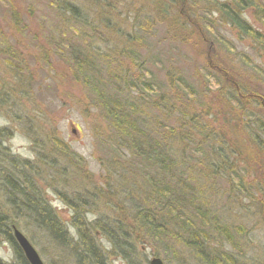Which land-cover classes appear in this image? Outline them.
I'll return each mask as SVG.
<instances>
[{"label": "trees", "instance_id": "16d2710c", "mask_svg": "<svg viewBox=\"0 0 264 264\" xmlns=\"http://www.w3.org/2000/svg\"><path fill=\"white\" fill-rule=\"evenodd\" d=\"M199 3H208V9L191 12L192 19L186 17L187 13L182 8H197L199 5L196 7V0H183L182 5L180 1L159 0L158 7L161 8V14H167L169 8H176L180 16L187 18L182 21L178 19L174 24L181 31L184 23L188 24L187 30L190 26L195 28H191L190 34L198 50L200 43L209 49L212 42L218 39L228 46L227 41L217 32L221 27L228 28L234 37L236 32L239 37L253 39L261 45L258 53L264 57V0H199ZM65 4L76 8L67 1ZM128 4L125 0L118 3L122 8L128 7ZM138 4L142 6L143 3L140 1ZM250 11L256 21L255 25L248 18ZM178 14L176 17H179ZM213 14L217 15L216 18L212 17ZM200 16L203 18L202 24L198 20ZM129 28L133 31L135 26ZM199 30H202L201 34ZM128 38L131 51L135 50V44L138 45L141 39L145 42L140 30H134ZM232 51L233 48L230 49ZM69 53L72 52L69 50ZM93 53V56L102 57L99 52ZM0 54L4 64L9 63L13 71L16 95L30 79L26 74L29 62L24 54L12 52L5 44ZM91 58L76 54L72 58L73 63L67 61L70 70L77 73V76L72 74L71 77L85 87V103L91 105L101 120L106 122V129L99 127L95 131L100 130V137L107 139L109 136L111 139V142L108 141L110 150L103 152L107 163L114 167L119 164L118 157H128L130 160L127 168L150 173L143 183L146 187V203L143 206L136 204L137 215L147 230L151 233L153 231L156 238L162 234L169 235V232L176 236L184 233L191 247L189 250L201 264H258L249 261L238 238V234L256 237V233L253 230L244 231L242 225L235 226L226 221L225 214L220 210L217 212L204 201V194L210 190L216 192V186L209 183L218 179L223 181L225 193L231 198L248 193L245 174L251 169L256 170L255 182L264 194V101L254 92L239 88L237 76L233 73L228 74L219 69L211 70L216 74L207 71V78L204 72L200 80L185 74H174L175 70L169 69L165 71L164 80L158 82L154 75H145L150 70L145 69L142 74L146 63L139 62V58L128 60L130 67L124 70L123 65L118 73H115L114 68H109L106 59L104 64H99L98 60ZM202 59L206 70L208 57ZM262 68L257 66L256 70L262 71ZM31 74L36 80L35 69H32ZM206 79L208 82L204 85ZM11 96L6 84L0 80L1 111L11 105ZM17 117L22 118V115L18 113ZM31 124L33 127L40 125L32 117ZM13 133L8 127L0 126V149L6 147L4 139L12 137ZM46 138L49 150L45 156L41 152H34L35 161L10 158L7 153L0 154V168L5 170L0 191L7 197L6 208L9 212L3 213L6 216L0 215V232L11 242L16 264L29 262L10 228L15 221L14 216L18 224H23L24 218L48 233L57 243H63L70 250L74 248L80 264H92L94 261L106 264L107 259L104 261L102 258L104 251L98 245L96 233L102 231L107 240V236L112 237L110 241L115 246L120 243L130 246L133 245L129 239L132 232L126 237V230H122L125 240L119 241L118 234L111 233L106 226V219L104 222L96 220L95 223L77 220L74 226L79 237L76 242L68 239L67 233L72 226L64 224L45 192L55 193L52 191L55 190L53 182L62 185L67 182L63 172L74 167L76 155L69 144L61 140L58 129L57 132L47 134ZM53 148L60 150L61 155L53 151ZM56 154L59 163L54 161L53 155ZM61 156L63 165L60 162ZM236 166L242 167L240 171H237ZM195 167L199 168V173L194 172ZM113 170L117 172L116 168ZM128 176L133 181L141 182L135 180L132 173ZM41 181H46L44 189L40 186ZM106 181L109 183L108 179ZM89 194L90 200L96 199V192L94 194L91 191ZM65 200L73 208L72 216L76 219L75 215L84 207L81 205H85L84 199L78 201L76 197L74 200L71 198V201L67 198ZM256 207L258 213H252L251 216L259 218L264 227V202H257ZM226 245L232 246L234 250ZM0 264L6 263L0 259Z\"/></svg>", "mask_w": 264, "mask_h": 264}, {"label": "rangeland", "instance_id": "374dc122", "mask_svg": "<svg viewBox=\"0 0 264 264\" xmlns=\"http://www.w3.org/2000/svg\"><path fill=\"white\" fill-rule=\"evenodd\" d=\"M65 1L76 8H70ZM122 1L124 0H0V50L5 44L12 52L24 54L29 62L26 74L30 76L28 84L23 85L15 95L13 71L9 63L4 64L0 54V80L12 94L11 105L0 110V126L14 131L12 137L4 139L6 147L0 149V154L7 153L10 158L35 161L34 152H41L45 156L49 150L46 147V136L58 129L61 140L69 144L75 153L76 163L73 161L74 167L63 172V178L67 182L64 185L53 182L55 190L52 191L55 193L45 194L64 224L72 226L67 233L68 239L76 242L79 237L74 226L77 220L95 223L96 220L104 222L106 219V226L111 233L118 234L119 241L125 240L122 230H126V237L132 232L129 239L133 244L125 246L120 243L115 246L110 241L112 237L107 236V240L102 231L96 233L98 245L104 251L102 258L104 261L107 259L106 264H150L156 256L164 264H201L189 250L191 247L188 246L184 233L176 236L169 232V235L162 234L156 238L154 232L147 230L141 222L136 204L143 206L146 203V187L143 183L150 173L132 170L133 167L127 168L130 160L128 157H118L119 164L114 167L107 163L103 152L110 150L108 141L111 142V139L109 136L107 139L100 137V130L95 131L99 127L106 129V122L101 120L99 113L91 105L85 103V87L72 79V74L77 76V73L70 70L69 64L73 63L72 58L76 54L83 58L91 56L99 64H104L106 59L109 68H114L115 73H118L123 65L124 70L130 67L128 60L136 57L140 59L139 62L146 63L142 74L148 69L150 72L145 75H154L158 82L164 80L165 71L169 69L175 70L174 74L189 75L196 80L203 79L204 72L207 78L209 74H216L211 70L219 69L228 74L233 73L237 76L239 88L254 92V95L264 101V68L262 71L256 70L257 66L264 67V57L258 53L261 45L250 37H239L236 32L234 37L228 28L219 27L217 32L227 41L228 46L218 39L212 42L209 49L200 43L198 50L191 40L190 30L194 27L190 26L187 30L188 24L184 23L181 31L177 30L174 22L187 19L188 16L192 19L191 12L209 6L208 3H199V0H196V7L199 5L197 8L190 7V11V8H182L187 13V18L180 16L176 8H169L167 14H161L159 0H125L129 3L126 8L118 5ZM140 1L142 6L138 4ZM174 1L183 4V0ZM187 5L188 2L186 7ZM177 14L179 17H176ZM199 14L202 15L201 12ZM216 16L212 15L213 18ZM248 18L252 24H256L251 11L248 12ZM202 19L201 16L198 19L201 24ZM257 24L261 26V23ZM133 25L135 29L131 31L129 27ZM134 30L143 33L145 42L141 39L138 45L135 44V50L131 51L128 35ZM199 31L201 34L202 30ZM93 51L99 52L102 57L93 56ZM202 57H208L206 70ZM32 69L36 70V80L32 77ZM139 69L137 66L138 71ZM206 81L208 79L204 85ZM13 107L16 108L12 109ZM18 113L22 118L17 117ZM31 117L40 123L39 127H33ZM43 127L46 129L43 130ZM53 151L61 155L60 150L53 148ZM53 157L59 163L57 154ZM60 162L63 165L62 156ZM36 165L39 166L38 163ZM236 167L237 171L242 168ZM193 170L199 173L198 167ZM255 172V169H251L245 174L248 193L231 198L225 193L223 181L218 179L209 183L216 186V192H206L204 201L217 212L220 210L225 214L226 221L235 226L242 225L244 231L253 230L256 233V237L242 233L238 234V238L249 261L262 264L264 227L259 218L251 216L252 213H258L256 203L264 202V194L255 182ZM4 173L5 170L0 168V186L3 185ZM131 173L135 180L139 179L141 182L133 181L128 176ZM45 182H40L43 189ZM91 191L94 194L96 192V199L88 198L91 197ZM76 197L78 201L84 199L85 205L80 204L84 207L74 219L73 208L65 199L71 201V198L74 200ZM6 203V195L0 191V215L9 214ZM16 219L14 216L15 221L10 228L13 231V226H16L29 239L45 264H80L79 255L74 248L70 250L63 243H57L48 233L36 228L26 219L23 218V224H18ZM226 247L234 250L232 246ZM0 259L6 264L17 262L13 246L3 232H0ZM92 264L97 263L94 261Z\"/></svg>", "mask_w": 264, "mask_h": 264}, {"label": "water", "instance_id": "95a60500", "mask_svg": "<svg viewBox=\"0 0 264 264\" xmlns=\"http://www.w3.org/2000/svg\"><path fill=\"white\" fill-rule=\"evenodd\" d=\"M14 228V235L21 246L25 257L29 261L30 264H45L38 252L36 251L35 247L30 243L29 239L25 237L21 231H19L15 226ZM150 264H164L161 258L159 257H154L151 261Z\"/></svg>", "mask_w": 264, "mask_h": 264}]
</instances>
